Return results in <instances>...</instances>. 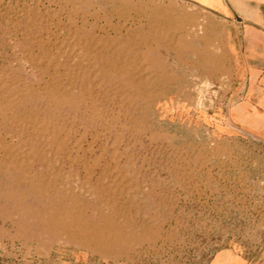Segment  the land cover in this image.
<instances>
[{"label": "rangeland", "instance_id": "1", "mask_svg": "<svg viewBox=\"0 0 264 264\" xmlns=\"http://www.w3.org/2000/svg\"><path fill=\"white\" fill-rule=\"evenodd\" d=\"M242 36L185 0H0V264L262 247Z\"/></svg>", "mask_w": 264, "mask_h": 264}, {"label": "crops", "instance_id": "2", "mask_svg": "<svg viewBox=\"0 0 264 264\" xmlns=\"http://www.w3.org/2000/svg\"><path fill=\"white\" fill-rule=\"evenodd\" d=\"M206 9L223 19L232 20L243 30L240 42L245 84L250 91L261 92L255 106L264 113V0H185ZM248 61H258L250 64ZM242 85V83L240 84ZM258 85V87H257ZM206 264H264V244L258 250H237L223 247L215 251Z\"/></svg>", "mask_w": 264, "mask_h": 264}]
</instances>
